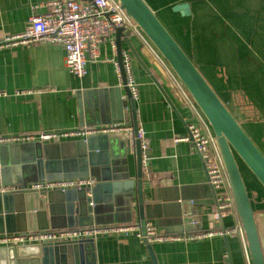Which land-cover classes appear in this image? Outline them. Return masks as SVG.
<instances>
[{
	"label": "crops",
	"instance_id": "1",
	"mask_svg": "<svg viewBox=\"0 0 264 264\" xmlns=\"http://www.w3.org/2000/svg\"><path fill=\"white\" fill-rule=\"evenodd\" d=\"M44 1L0 0V40L22 32L33 7ZM146 1L185 45L204 77L264 154V0H189L192 18L170 10L177 0ZM38 10L44 12L45 8L39 6ZM113 40L115 34L103 38L97 58L87 60L82 77L66 67L61 44L0 47V136L72 130L84 125H132L129 102L128 112L121 106L120 95L122 99L126 95L116 72L118 52ZM120 44L129 56L137 87V126L147 139L148 162L142 167L144 222L150 220L167 234L214 233L150 244L134 232L96 235L88 246L89 260L92 264H249L241 233H218L238 227V219L233 213L214 215L215 200L200 155L191 143L181 140L187 134V124L197 122L196 116L158 57L136 32H123ZM32 143L6 144L0 149L21 159ZM42 143L50 148L49 160L57 168L49 177L58 176V168L63 167L66 176H91L98 181L92 192H79L83 200L73 201V192H67L62 200L55 190L48 204L50 215L56 216V224L69 226L48 229L140 225L135 191L127 199L123 188L107 183V178H136V149L129 147L125 132ZM10 173L19 175L27 187L36 182V174L22 165ZM243 177L256 210L264 254V189L248 171H243ZM84 197H90L91 203ZM24 222L29 224L26 219Z\"/></svg>",
	"mask_w": 264,
	"mask_h": 264
},
{
	"label": "water",
	"instance_id": "2",
	"mask_svg": "<svg viewBox=\"0 0 264 264\" xmlns=\"http://www.w3.org/2000/svg\"><path fill=\"white\" fill-rule=\"evenodd\" d=\"M115 1L128 20L135 26L136 33L153 50L170 77L184 93L199 116L203 127L210 135L226 175L249 264H264L256 210L243 177V171H248L264 189V154L247 134L241 122L233 115L227 103L222 100L204 77L199 65L187 51L185 45L172 34L149 3L146 0ZM170 10L183 18L193 17L191 1L189 0H177L170 6ZM122 34V28H117L115 44L119 63L121 62L120 39ZM133 55L137 58L134 50ZM154 81L158 84L155 79ZM123 90L129 98L127 88L123 87ZM121 97L122 94L120 101L122 102L121 106H124L126 100L124 101ZM166 99L171 103L167 97ZM128 102L131 107L132 125L135 132L137 128L135 101L129 98ZM134 146L136 149V178L133 180H129L127 177L119 178V180L107 178V183L123 188L127 199L129 196H133L135 191L140 227L143 231L145 200L142 192L141 151L137 140ZM49 150L47 144L40 141L33 142L30 149H27L29 152L25 158L23 156L19 159L13 158L9 151L0 149V185L13 184L19 187L14 192L0 193V233L69 226V224H56L55 221L58 219L56 216L50 215L48 204L52 202L51 198L55 190H30L20 180L19 175L14 177L10 173L13 167L19 170L20 165H22L36 174V182L43 179L72 178L64 174L65 169L62 171L63 167L58 168V176L49 177V175L53 176L57 173V168L49 160L51 159ZM241 163L245 167L244 170L241 168ZM126 172L123 171L122 173L127 176ZM97 182L95 179V183ZM208 186L210 187L209 184ZM92 187L58 191L63 196L61 197L62 200H65L67 192H73L76 198L73 201H75L82 199L79 192L86 195L87 191L92 192ZM210 189L211 196L215 200V192L211 187ZM87 198L84 197L85 201ZM91 198H88L90 203ZM67 215L70 217L68 211ZM47 216H50V219H47ZM25 219L29 223L27 226L24 222ZM220 222L223 225L221 219ZM91 243L92 238H81L53 243L0 247V264H92L93 261H90L87 255Z\"/></svg>",
	"mask_w": 264,
	"mask_h": 264
},
{
	"label": "built area",
	"instance_id": "3",
	"mask_svg": "<svg viewBox=\"0 0 264 264\" xmlns=\"http://www.w3.org/2000/svg\"><path fill=\"white\" fill-rule=\"evenodd\" d=\"M43 6L45 11H39ZM34 11L28 17L26 28L19 33L6 35L0 40V47L28 44L34 42L58 43L65 50V65L77 77L86 74L88 59L98 56V44L103 38L113 35L117 28L123 32H136L135 26L128 20L115 0H46L33 7ZM112 46L116 47L114 40ZM163 66V65H162ZM166 71V69H165ZM116 72L121 78V86L126 87L129 98L135 99L137 87L131 73L129 56L121 50V62L117 61ZM167 72V71H166ZM168 73V72H167ZM174 85L182 95L184 101L193 111L197 122L187 124V134L181 138L193 145L199 153L207 182L215 192V216L222 214H235L233 199L220 158L214 148L212 139L196 111L186 99L176 82ZM127 97V96H126ZM124 98L123 108L128 112V99ZM125 132L131 150L135 141L139 142L142 167L147 165V139L141 127L136 128L129 122L112 123L100 126H82L72 130L40 131L35 133H19L9 136H0V146L22 142H50L70 137L87 138L90 135L114 134ZM95 180L91 176L43 179L30 184V190H66L88 189ZM19 189L15 185H0V193L14 192ZM180 201V200H179ZM239 231L240 228L232 227L218 233ZM134 232L135 235L146 243L169 240H185L211 236L213 231H201L195 234H167L158 230L150 220H145L144 229L137 223L93 225L89 227L47 229L28 232H12L0 234V247L53 243L65 240L92 238L96 235L117 234Z\"/></svg>",
	"mask_w": 264,
	"mask_h": 264
},
{
	"label": "rangeland",
	"instance_id": "4",
	"mask_svg": "<svg viewBox=\"0 0 264 264\" xmlns=\"http://www.w3.org/2000/svg\"><path fill=\"white\" fill-rule=\"evenodd\" d=\"M241 168H242L243 170H244V168H245L244 165H243L242 163H241Z\"/></svg>",
	"mask_w": 264,
	"mask_h": 264
},
{
	"label": "trees",
	"instance_id": "5",
	"mask_svg": "<svg viewBox=\"0 0 264 264\" xmlns=\"http://www.w3.org/2000/svg\"><path fill=\"white\" fill-rule=\"evenodd\" d=\"M130 34H132V32H127V35H130Z\"/></svg>",
	"mask_w": 264,
	"mask_h": 264
}]
</instances>
